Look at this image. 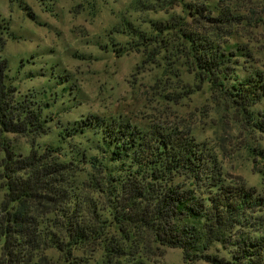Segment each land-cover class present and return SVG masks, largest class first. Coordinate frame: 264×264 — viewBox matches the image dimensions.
Masks as SVG:
<instances>
[{
	"label": "trees",
	"instance_id": "16d2710c",
	"mask_svg": "<svg viewBox=\"0 0 264 264\" xmlns=\"http://www.w3.org/2000/svg\"><path fill=\"white\" fill-rule=\"evenodd\" d=\"M237 12L221 7L206 34L179 33L192 71L264 134V115L252 109L264 100V73L242 79L234 66L250 53L219 42L243 25ZM7 72L0 58V264H161L163 248L182 250L190 264H264V173L261 190L249 188L191 130L120 115L86 116L62 126L57 145L33 141L16 152L6 135L46 134L49 104L19 99ZM251 151L253 162L264 159L262 149Z\"/></svg>",
	"mask_w": 264,
	"mask_h": 264
},
{
	"label": "rangeland",
	"instance_id": "374dc122",
	"mask_svg": "<svg viewBox=\"0 0 264 264\" xmlns=\"http://www.w3.org/2000/svg\"><path fill=\"white\" fill-rule=\"evenodd\" d=\"M221 7L246 17L230 37L219 41L250 53L238 60L235 73L242 79L251 71L264 73L262 0H0V58L8 62L7 82L16 87L19 99L33 94L49 104L43 113L46 134L6 138L16 152L28 153L33 141L57 145V133L68 123L89 115H120L142 127L191 130L214 150L229 176L260 191L264 159L256 156L253 162L251 150L264 151V134L216 98L192 71L188 43L179 33L182 28L206 34L208 16ZM160 22L169 30H156ZM136 31L151 40L145 42ZM252 109L264 115V100ZM74 140L84 141L81 136ZM1 173L0 167V206L5 194ZM159 260L190 264L176 248H163Z\"/></svg>",
	"mask_w": 264,
	"mask_h": 264
}]
</instances>
